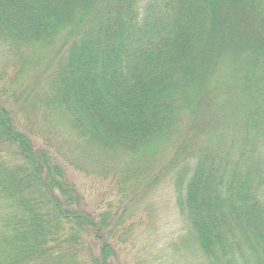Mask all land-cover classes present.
<instances>
[{"label": "trees", "instance_id": "obj_1", "mask_svg": "<svg viewBox=\"0 0 264 264\" xmlns=\"http://www.w3.org/2000/svg\"><path fill=\"white\" fill-rule=\"evenodd\" d=\"M0 45V264H137L165 182L166 264H264V0H0Z\"/></svg>", "mask_w": 264, "mask_h": 264}, {"label": "rangeland", "instance_id": "obj_2", "mask_svg": "<svg viewBox=\"0 0 264 264\" xmlns=\"http://www.w3.org/2000/svg\"><path fill=\"white\" fill-rule=\"evenodd\" d=\"M12 64L13 62L9 54L0 45V69L5 70L9 74L8 77L12 75L13 69L10 68ZM29 85L26 81L23 84H18L20 90L27 88ZM44 86L45 78L43 77L40 81L35 82L34 90L30 91L32 88L30 87L27 92L24 91L27 96L23 100L24 105L16 103L15 111L18 115V122L30 126L34 133L45 132L42 130L43 121L40 109H33L31 107V103L36 102L37 93L40 92L42 94L41 91L44 89ZM76 178L83 183L92 181V179H87L78 174H76ZM95 191H97L96 187L93 194L96 193ZM98 193L102 192L99 190ZM148 197L146 202L149 204L146 206L150 207V216L146 218L139 232V241L136 242L135 261L137 264H166V258H164L161 252H156V250L162 248L167 242H171L180 227L173 190L169 186V183L165 182Z\"/></svg>", "mask_w": 264, "mask_h": 264}]
</instances>
